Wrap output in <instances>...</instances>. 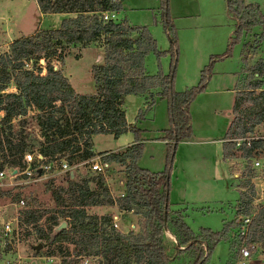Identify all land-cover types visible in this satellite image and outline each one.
I'll return each instance as SVG.
<instances>
[{"label": "rangeland", "instance_id": "374dc122", "mask_svg": "<svg viewBox=\"0 0 264 264\" xmlns=\"http://www.w3.org/2000/svg\"><path fill=\"white\" fill-rule=\"evenodd\" d=\"M243 1L246 5H256L264 16V0ZM116 14L117 22L125 21L131 27H145L156 41L160 56L150 52L144 58V69L149 75L159 72L169 74L172 61H175V93L197 87L203 71L208 69L205 87L194 95L188 108L191 134L177 143L171 165L168 164L169 153L167 141L164 140L165 130L170 127L166 100L155 99L154 105L148 108L143 98L128 95L124 99V108L127 122H136L141 130L139 136L143 148L137 166L150 173H161L168 165L170 167L171 211L179 212L194 234H199L201 230L222 232L227 227L207 264H239L240 248L245 246L250 250V247L244 241L240 242V238L244 237L241 234L243 222L236 226L234 207L239 198V189L234 185L239 187L242 179L250 175L255 188L252 213H256L264 205V121L255 126L252 133L243 137L253 138L254 142L263 141V145L253 151L250 160L243 159L242 150L237 148L236 159L241 161H233L235 165L230 167L229 161L223 159V140L233 119L232 108L236 96L246 92L245 88L252 83H260L259 89L254 93L264 90V75L256 77L249 72L250 68L260 62L264 63V38H261L263 29L257 25L249 32H242L238 41L229 48L236 21L227 12L226 0H122V9ZM62 21L55 14L42 17L35 0H0V55L9 52L8 43L12 39L21 35L31 36L35 31L59 28ZM166 21L174 32L171 38L176 40L175 54L171 51ZM77 47H73L74 50L69 48L68 51L72 52L65 58L63 67L60 62H49L54 70L63 68L65 76L79 91L93 94L95 87L91 70L98 63V58L101 60L97 65L103 62L105 50L98 48V45L88 48L76 60L74 57L81 50ZM41 61L43 59L40 60V66L44 75L46 64ZM36 68L37 66L34 70ZM0 72V79L13 73L11 65H7L3 71L0 68ZM13 92L16 89L11 82L1 93ZM249 105L245 99L241 107ZM140 111L142 117L137 119ZM37 115V111L29 109L24 119L12 121L13 137L24 138L29 146L26 151L33 154L37 152L39 142ZM2 117L3 113L0 112V119ZM130 136L134 140V135L130 133ZM125 141L123 139V143ZM93 144L95 152L114 151L122 141L119 143L111 135H97L93 138ZM99 156L95 154L91 159L103 166V176L91 172L89 165L71 170L75 181L95 192V199L101 202L84 210L88 217L110 216L113 231L122 235L137 234L140 229L139 214L122 210L120 203L122 194L125 193L126 165L110 163V166H105L104 156ZM255 162H259V167H255ZM99 177L104 179L101 186L98 184ZM68 180L67 172L49 174L26 187L3 190L9 196L0 198V264H61L62 261L66 264H84L85 259L87 264L104 263L101 257L74 258V244H51L47 239L52 237L50 232L57 225L66 223L65 230L71 226V220L64 217L66 213L73 211L71 208H64L69 205L66 195H63V199L67 200L63 206L56 207L50 192L59 187L67 188ZM22 196L25 197L27 207L20 210L15 204ZM17 214L22 217L18 237H5L3 223L12 221V227H15L13 219ZM113 217L118 218V228L113 226ZM109 228L110 226L107 227L108 230ZM165 235L167 239L176 241L169 231ZM250 255L252 260H246L247 264H254L255 261L260 264L264 248L256 245L255 253L250 252ZM190 262L191 258L186 253L172 264Z\"/></svg>", "mask_w": 264, "mask_h": 264}, {"label": "trees", "instance_id": "16d2710c", "mask_svg": "<svg viewBox=\"0 0 264 264\" xmlns=\"http://www.w3.org/2000/svg\"><path fill=\"white\" fill-rule=\"evenodd\" d=\"M35 2L43 15L65 13L74 14L75 18L64 19L59 28L38 31L32 36L16 39L10 44L9 52L0 55L2 71L7 65H11L13 71L12 75L0 79V112L3 113L0 119V170L23 166V155L29 146L24 138L13 137L12 121L24 119L29 109L38 112L36 120L42 141L38 142L36 153L47 162L65 160L71 166L76 162L87 161L95 156L92 151L93 136L111 135L117 139L131 133L134 135V144L122 153L105 155L103 162L105 165H126L125 193L120 203L122 210L139 214V232L122 235L111 229L110 216L88 217L84 208L97 206L101 202L95 199V192L79 185L75 175L71 179L68 173V187L55 188L50 192L56 207L69 201V205L64 208L73 211L64 217L71 220V226L55 236H52L51 230L52 237L47 239L51 244L71 242L76 246L74 258L101 257L103 264H172L186 253L191 258L190 264H207L227 227L222 232L201 230L199 234H194L184 222L183 216L171 211L169 165L172 164L177 143L191 134L188 108L194 95L205 87L208 69L203 71L197 87L175 93V61H172L167 75L159 72L150 76L145 72V56L150 52L157 57L161 54L148 30L145 27H131L123 22L102 20L101 16L105 12H119L122 0ZM226 6L229 16L236 21L229 48L238 41L242 32H249L257 25L262 27L261 38H264V16L256 5H246L243 0H226ZM165 25L171 39V51L175 54L176 40L171 38L173 29L167 26V21ZM92 42H101L105 55L103 62L91 70L96 93L80 95L75 92L62 70H54L49 60L63 63L70 47H85ZM41 59L46 64L44 75L40 66ZM29 63L31 69L25 67ZM249 72L261 77L264 75V63L260 62L250 68ZM11 82L16 92L1 93ZM259 87L260 83L249 84L245 88L246 92L236 96L232 108L233 119L223 142L224 160L235 159L239 149L242 150V158L250 160L253 151L263 145V141L256 140L251 147L241 146L237 149L232 142L235 138H243L252 133L255 126L264 121V90L254 93ZM128 95L149 96L151 100L148 108L154 105L155 98L167 102L170 127L165 130L164 140L167 141L169 165L164 172L150 173L137 166L143 142L139 136L141 130L137 125L127 124L122 109L123 98ZM244 98L250 103L249 107H241ZM141 117L140 111L137 119ZM242 180L236 215L251 220L240 242L244 241L250 247V252L255 253L256 245L264 248V206L252 213L255 188L250 175ZM103 183L104 179L99 177V186ZM63 195H66L67 200L63 199ZM5 196H9V193L0 190V198ZM166 231L174 236L175 242L166 238ZM61 264L66 262L62 261ZM260 264H264V257Z\"/></svg>", "mask_w": 264, "mask_h": 264}, {"label": "built area", "instance_id": "2783aa9c", "mask_svg": "<svg viewBox=\"0 0 264 264\" xmlns=\"http://www.w3.org/2000/svg\"><path fill=\"white\" fill-rule=\"evenodd\" d=\"M102 20L104 22H117V14L115 12H105L102 14ZM28 64L25 65L26 68L31 69ZM254 141L253 138H243V139H235L233 142L235 143L237 148L241 146L250 147ZM23 166L16 168H8L5 167L0 170V190L3 191L6 188L14 189L15 187H26L31 183L46 178L47 175L52 174H60V173H70L71 170L80 167L81 165H89V169L93 173H99L103 176L104 168L96 163L95 160L89 159L84 161L83 163H77L73 166L67 164L65 160H53L51 162H47L45 158H43L39 153H31L25 152L22 159ZM255 167H259V162H255ZM106 166V165H105ZM21 191V190H20ZM22 192V191H21ZM124 194H122V197ZM20 210L27 207V202L25 201V197L22 196L18 202L15 204ZM21 215L17 214L15 219L16 222L15 227H12V221H7L3 223V234L5 237L12 235V237L17 238L19 235V227H21ZM250 218L243 219V229L241 234L245 237L247 233V228L250 223ZM118 218L113 217V226L118 228L117 225ZM4 238V237H3ZM2 242H4L2 240ZM9 243V242H8ZM7 243V244H8ZM240 262L239 264H247L246 260L251 259L250 250L248 247L242 246L239 250ZM20 264V263H13ZM84 264H87V260L85 259Z\"/></svg>", "mask_w": 264, "mask_h": 264}, {"label": "crops", "instance_id": "0c3cea01", "mask_svg": "<svg viewBox=\"0 0 264 264\" xmlns=\"http://www.w3.org/2000/svg\"><path fill=\"white\" fill-rule=\"evenodd\" d=\"M36 5H37V3H36ZM37 9H38V6H37ZM39 10V9H38ZM39 13H40V11H39ZM41 14V13H40ZM49 15H54V14H47V15H43V14H41V16L42 17H47V16H49ZM55 15H59L60 16V18H61V20L63 19H69V18H75V15L74 14H65V13H62V14H55ZM123 23H125L126 25H129V24H127L125 21H122ZM130 26V25H129ZM49 30V29H48ZM36 32H38V31H35V32H33L32 34H31V36L32 35H34ZM21 37H29V36H24V35H21L20 37H18V38H14V39H12L9 43H8V45L9 44H11L14 40H16V39H19V38H21ZM98 45V48H100V49H102L103 50V47L101 46V42H92V43H90L89 45H87V46H85V47H81V46H78L77 48H81V50H79L78 51V55H76V56H78L79 58L78 59H80L81 58V54H82V51H84V50H86V49H88V48H91V47H96ZM72 48V50H74L73 49V47H71ZM70 52H72V51H68L67 52V54H66V56L64 57V60H65V58L69 55V53ZM76 56L74 57L75 59H76ZM78 59H76V60H78ZM99 60H101L100 58H98L97 59V61H98V63H99ZM55 62V61H54ZM58 63V62H57ZM98 63H96L95 65H97ZM63 65H64V62L62 63V67H63ZM94 66V65H93ZM62 70V73H63V75L65 76V74H64V70H63V68L61 69ZM146 72V71H145ZM147 73V72H146ZM148 74V73H147ZM149 75V74H148ZM93 76V75H92ZM150 76H153V75H150ZM66 77V76H65ZM67 78V77H66ZM68 79V78H67ZM69 80V82H70V84H71V86L73 87V89L75 90V92L77 93V94H80V95H92V94H87V93H83V92H81V91H79L75 86H74V84H73V82H71L70 81V79H68ZM93 81H94V79H93ZM94 87H95V92L93 93V94H95L96 93V85H95V83H94ZM157 91H153V93H156ZM126 97V96H125ZM125 97L123 98V101H122V109L125 111V108H124V99H125ZM138 97H141V98H143V100H144V103H145V106H147L148 105V103L150 102V98H149V96H147V95H144V96H138ZM156 100L157 99H159V98H155ZM155 101V100H154ZM125 115H126V111H125ZM127 121V120H126ZM127 124L128 125H136V122L135 123H129V122H127ZM37 138H38V141L40 142V141H42V138L40 137V135H39V130H38V127H37ZM95 137H97V135H95V136H93L92 137V151H93V153L94 154H98V155H100L99 157H103V156H105V155H107V154H109V153H122V152H124L128 147H130V146H132L133 144H134V140L131 138V136H130V133H127V134H124V135H122V136H120L119 138H117V139H115V140H117L119 143L122 141V144L116 149V150H114V151H104V152H95L94 150H93V146H94V144H93V138H95ZM113 137V136H112ZM123 139H125L126 141L123 143ZM223 141H225V140H223ZM241 161V159H231V160H227V161H229V163H230V167H234V163H233V161ZM108 166H110V164H108ZM241 168V167H240ZM69 175H70V173H69ZM237 177V176H236ZM74 178V177H73ZM234 187L235 188H237V189H239V193H240V191H241V189L235 184L234 185ZM238 200H239V198H238ZM238 200L235 202V215H236V205H237V203H238ZM262 206H264V205H262ZM236 226H237V223H241L242 224V222H243V217H241V218H238L237 217V215H236ZM233 239H234V236H233ZM252 260V259H251ZM254 264H257V262L255 261V263Z\"/></svg>", "mask_w": 264, "mask_h": 264}, {"label": "water", "instance_id": "95a60500", "mask_svg": "<svg viewBox=\"0 0 264 264\" xmlns=\"http://www.w3.org/2000/svg\"><path fill=\"white\" fill-rule=\"evenodd\" d=\"M41 62L44 63V61H41ZM70 177H71V179L74 177V172L73 171L70 172ZM66 227H67L66 223H61L60 225H58L57 227H55L53 229L52 236H55L57 233H59L60 231H62Z\"/></svg>", "mask_w": 264, "mask_h": 264}]
</instances>
